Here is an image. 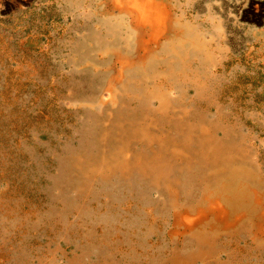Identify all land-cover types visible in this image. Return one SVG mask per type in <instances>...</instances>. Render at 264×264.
I'll list each match as a JSON object with an SVG mask.
<instances>
[{"label": "rangeland", "instance_id": "374dc122", "mask_svg": "<svg viewBox=\"0 0 264 264\" xmlns=\"http://www.w3.org/2000/svg\"><path fill=\"white\" fill-rule=\"evenodd\" d=\"M0 264H264V0H0Z\"/></svg>", "mask_w": 264, "mask_h": 264}]
</instances>
